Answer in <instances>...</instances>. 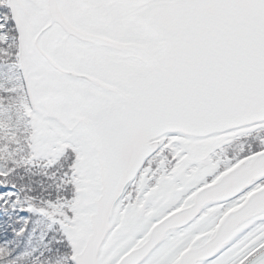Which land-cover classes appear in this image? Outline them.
I'll return each mask as SVG.
<instances>
[{"label":"snow or ice","instance_id":"1","mask_svg":"<svg viewBox=\"0 0 264 264\" xmlns=\"http://www.w3.org/2000/svg\"><path fill=\"white\" fill-rule=\"evenodd\" d=\"M0 264H264V0H0Z\"/></svg>","mask_w":264,"mask_h":264}]
</instances>
